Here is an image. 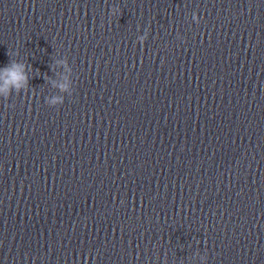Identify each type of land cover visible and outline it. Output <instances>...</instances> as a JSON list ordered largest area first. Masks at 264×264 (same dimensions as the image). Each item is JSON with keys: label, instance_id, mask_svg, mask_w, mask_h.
I'll list each match as a JSON object with an SVG mask.
<instances>
[{"label": "clouds", "instance_id": "obj_1", "mask_svg": "<svg viewBox=\"0 0 264 264\" xmlns=\"http://www.w3.org/2000/svg\"><path fill=\"white\" fill-rule=\"evenodd\" d=\"M24 66L13 62L9 67L0 70V93L7 96L10 89L19 91L27 84V76L23 71ZM64 88V85H61Z\"/></svg>", "mask_w": 264, "mask_h": 264}]
</instances>
